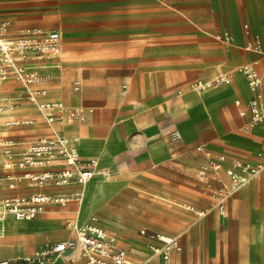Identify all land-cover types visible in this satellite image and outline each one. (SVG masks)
<instances>
[{
	"label": "crops",
	"instance_id": "obj_1",
	"mask_svg": "<svg viewBox=\"0 0 264 264\" xmlns=\"http://www.w3.org/2000/svg\"><path fill=\"white\" fill-rule=\"evenodd\" d=\"M118 1L121 5L128 6L132 12L146 13V24H139L142 26L141 29L146 32L152 31L156 12L164 18H170L172 12L170 8L177 10L178 24L176 26L193 33L195 46L192 51L197 56H206V62L196 59L189 64L196 65L197 68L201 66L207 75L216 70L228 72L232 76V81L229 83L231 85L213 89L204 96L193 94L190 92L191 90L180 95L181 97L175 96V90L169 89L170 85L166 78L175 65L170 64L164 58L161 60L154 58L151 51L137 54H105L104 57L99 58L98 62L83 61L82 68H73V66L81 64L74 57L65 61L68 76L70 77L72 73L81 76L85 80L87 90L93 89L89 77L93 74L95 67L106 71L120 70L126 79L130 76L134 82L131 89L124 91L116 89V81V84L111 87L102 88L99 86L96 89L98 96L94 99L88 96L87 90L83 91L84 83L81 79H75L81 81V89L78 91L73 88L75 80L72 83L73 91L68 88L66 90L59 88L60 83L57 82H54V87L49 88L52 81L62 79L63 68L59 73L57 72L58 74L54 73L56 71L43 70L42 72L52 74V78L38 84L48 89L45 98L62 99L70 106L83 105L94 108L93 111L87 112L85 121L73 122L81 123V130L74 129L67 135L74 139L84 158H100L98 161L100 171L83 187L81 200H71L66 204H48L44 213L50 212L49 215L22 219L23 222L10 224L9 219L7 230L0 234V258H15L30 254L49 241L70 237L71 231L67 226V221L71 219L65 222V226L61 225L67 217L73 218L79 223L88 222L95 217L97 223L118 236L119 241L128 248L130 256L135 255L133 257L135 259L145 258L150 253L147 246L148 240L141 233L144 228L178 237L182 249L173 253L170 264H203V259H196L195 254L205 251L206 242L209 241L206 237L217 238L220 231L224 245H230L237 240L240 244H245V249L246 245L253 241L254 243L251 244L255 248L261 249L262 245L263 248L264 198L257 202L256 199L264 196V171L235 190L237 191L235 195H233L234 192L229 195L224 213L227 211L228 205L232 206L230 207L232 211L224 217V228L219 229L217 211L221 212L218 209L217 200L209 193L207 181L198 175V168L205 159L212 157L209 156L210 152H215L216 154L213 155L215 157L219 153H226L228 155L226 165L235 156L251 161L259 160L257 153L264 148V121L259 123L260 126L255 133L254 127L245 131L244 126L248 117L243 116L240 112L239 121L243 123L244 132L235 131L222 125V117L226 114L218 113L216 121L212 120L214 136L211 138L209 146L202 142L197 144H201L204 150H197V145H194V141L198 137L196 129H193L191 124H194V120L202 114H208L205 109V104L208 103L206 98L210 101L209 107L211 104L217 109L225 107L226 112L224 113L236 112L237 107L240 111L247 107L251 96L247 80L241 70L237 71L238 75L235 73L241 65L254 60H258L259 68H263L264 54L247 48L235 47L231 42L247 44L255 36L261 37L264 41V0H193V18L185 13L190 10L182 0H170L177 5H172L167 0ZM71 5L66 0H0V21L8 20L18 24H27L37 19L36 23L40 25L36 26L47 29L56 28L60 31L63 49L64 35L62 31L67 38H73L79 33L78 26H68V20H61L57 27H48L49 23L46 17L48 14H51L52 17L59 16L61 13H69V10L73 8ZM68 16L70 17L69 14H65V17ZM165 22L161 26L162 34L150 36L151 42L168 41L171 25ZM129 24V22L123 24L121 22L119 26L116 25L117 28L108 30L106 34L117 37L118 35L133 36L134 29ZM225 31H227L226 38L229 42H226L224 35L222 36ZM142 38L146 37L142 36ZM128 40L126 42H132L130 41L131 37ZM206 40L208 42L204 44ZM180 51L185 50L181 48ZM61 52L55 57L40 60V70L47 68L45 65L62 64ZM181 64L185 67L186 60L183 63L181 61L180 65L176 67L175 71L178 73ZM12 81L19 82L13 79ZM123 87L126 88L127 85L123 84ZM14 94L3 95V104L5 103L4 96L12 97ZM194 95L201 101L195 105L197 113L189 123L184 121V115L178 114L176 119H179L178 123L180 122L179 125L182 126L183 131L186 130L185 136L183 137L180 128L174 127L181 131L182 139L171 141L167 131L174 124L173 111L180 106L183 98L192 97L196 102ZM171 96H175L173 101L170 100ZM134 97H138L140 103L134 104L131 100ZM234 97L236 99H233ZM238 99L241 100L240 104L236 102ZM169 108H173L172 116L167 111ZM28 118L39 120L41 114L38 111ZM56 122L51 126H41L37 123L34 125L43 130L41 135L52 134L57 132L55 130ZM184 123L185 125H183ZM81 132L87 135V139L90 138V142L96 148H102L99 156H93L89 150H83L82 146L77 144L73 134L77 135ZM261 136L263 137L261 138ZM14 141L16 150L21 151L26 148L22 145H25L26 142ZM105 149L107 150L104 151ZM0 150L2 151L1 148ZM0 169L3 171L6 187L13 191L2 198L30 193L41 188L28 180H23L15 187H10L7 179L4 178L6 170L2 167ZM219 176L220 180H211L212 187L230 184L225 167L220 171ZM78 188V185L71 184L44 189L67 193ZM255 193L261 195H255ZM59 205L66 206L55 208ZM240 208L245 224L243 223L244 225L240 228H234L231 224L236 216L235 210L238 211ZM246 219H248L247 223ZM132 239L141 240L146 245L148 252L134 251L130 247ZM243 252L247 251L243 250ZM176 257L177 259H175ZM248 257L249 255L244 253L242 264L247 263ZM159 260L162 263H158ZM13 264H19V262L13 261ZM53 264H86V262L78 247L56 257ZM148 264H167V262L161 256H156Z\"/></svg>",
	"mask_w": 264,
	"mask_h": 264
},
{
	"label": "built area",
	"instance_id": "obj_2",
	"mask_svg": "<svg viewBox=\"0 0 264 264\" xmlns=\"http://www.w3.org/2000/svg\"><path fill=\"white\" fill-rule=\"evenodd\" d=\"M246 48L264 54V41L261 37L255 36L248 41ZM61 49L62 35L56 28L27 26L15 35L0 33V79H13L26 85L25 95L20 91L12 97L4 96L5 103L0 110L5 106L16 105L25 97L37 106L41 114L39 120L26 118L11 120L9 124L37 123L41 126H51L57 120L73 123L85 121L87 112L94 110L93 107L70 106L62 99L44 97L48 94V89L38 84L52 78V74L42 72L39 61L59 55ZM259 63L258 60L249 61L240 67L251 93L247 107L240 111L243 116L248 117L244 126L245 131L264 121V67L259 68ZM231 81L230 73L219 71L211 79H198L193 85L201 89ZM73 88L75 91L80 90L81 81L75 80ZM236 102L240 104L241 100L238 99ZM168 136L171 141L182 139V133L178 128L170 129ZM15 144L16 142L10 138H0L2 149L0 167L6 170L4 178L10 187L28 180L41 188L30 193L2 198L0 221H3L7 214L19 219H32L43 213L48 204L79 201L82 199L83 187L100 171L97 161L84 158L74 139L64 133L41 135L21 151L16 150ZM196 148L204 150L201 144ZM260 156L257 161L235 156L226 165L228 155L219 153L216 157H209L201 163L198 175L207 181V189L216 198L221 213L226 210V201L230 194L264 171V150ZM224 167L229 175L230 184L212 187L211 180H220L219 173ZM71 184H76L79 188L67 193L44 189ZM67 226L71 231L70 237L46 243L30 254L0 258V264H13V261L19 264H53L56 257L78 247L86 264H148L156 256H161L170 264L173 253L182 249L177 236L144 228L141 233L148 240L150 253L145 258L135 259L130 256L128 248L119 241L118 236L97 223L95 217L84 223L71 219L67 221Z\"/></svg>",
	"mask_w": 264,
	"mask_h": 264
},
{
	"label": "rangeland",
	"instance_id": "obj_3",
	"mask_svg": "<svg viewBox=\"0 0 264 264\" xmlns=\"http://www.w3.org/2000/svg\"><path fill=\"white\" fill-rule=\"evenodd\" d=\"M167 1L172 5H177V3L173 1L170 0ZM182 1L184 5H188V8L190 10L189 12L185 11V13H187L189 16L193 18V0H182ZM66 2L72 4L71 6L73 7L71 10H69V13H61L59 16H52V17L51 14H48L46 17V20L49 23L48 27H57L59 21L68 20L67 23L68 26L77 25L79 28L78 35L73 38H67L65 36L64 31H62L64 35L63 38L64 47L61 52L62 59L64 61L63 63H66L65 61L74 57L76 61L80 62L81 64L73 66V68H79V67L82 68L83 61L85 62L88 60H92L93 62H98L99 58L104 57L105 54H114V53L137 54L143 51H151V54H153L154 58L159 60L164 58L170 64L175 65L172 68V72L170 73V75H167L166 77L170 85L169 89L175 90L176 93L175 96L178 95L180 96L188 90H191L190 92L198 96L200 95L204 96L207 95L206 93H209L213 89L223 88L231 85V84L219 85L215 87L211 85L212 87L209 90L205 92L199 91L197 93L198 90L195 89L196 87H194L193 85L194 82L198 79H211L216 73H218V70L214 71L210 75H207L205 73V69L201 68V66L197 68L198 66L196 65L192 66L189 64L191 62H194L196 59H201V61L206 62L205 60L206 56L203 57L197 56L192 51V48L195 46V39L193 37L194 34L189 32V30H185L184 28H179L176 26L178 24L177 21L178 12L174 8H170L172 11L170 18H164L161 14L156 12L154 17L155 18L154 25L152 26V31L146 32L145 30L141 29L142 26L139 25L140 23L146 24L147 22L146 13L143 12L142 14H140L137 12H132V10L128 6L121 5L120 1L118 0H66ZM162 5L165 8H168L164 4ZM139 11L141 12V10ZM65 14H69L70 17L69 16L65 17ZM183 18L186 19L184 16ZM36 21L37 19L34 20V22L32 23L18 24L14 21L3 20L0 21V33H8L10 35L18 34L22 28L28 25L30 26L40 25L36 23ZM164 21H166L165 23H170L171 25L170 38L168 39V41L159 40L157 42L154 41V43L151 42L152 38L150 36H159L162 34L161 26L163 25ZM121 22L122 24L124 22H129L130 23L129 25H132V28L134 29V34H132L133 36L130 35H118V37L107 36L106 34L108 33L107 31L117 28V26H119ZM149 22L151 23L152 21ZM223 35L225 36L226 42H229V40L226 38L227 31H225L224 34H222V36ZM142 36H145L146 38H142ZM130 37H131L130 41L132 42H126L129 41L128 38ZM206 42H208V40L204 41V44ZM231 44L239 48H246L247 46V44H243V43L239 44L232 42ZM181 48H183L185 51L181 52L180 51ZM184 60H186L187 64L185 67L183 66V64H181L178 73V71H175V69L177 66L180 65V62L182 61L183 63ZM46 69L51 71H56L54 72L55 74H58L61 71V67L55 66L53 64L51 65V67ZM94 69L95 70L92 72L93 74L89 77L93 89L87 90L85 88V80L81 76H77L75 74L73 75L72 73L71 76L69 77L67 68L65 66L63 67L62 79L52 81L49 88L54 87L53 85L54 82H57L60 83V85H58L59 88H62L63 90H66L67 88L69 90H72L73 81L75 79H81L84 83L83 91L87 90L86 92L88 96L94 99L98 96V93H96V91L98 92V90L96 89L99 86H101L102 88L106 86L111 87V85H114L117 82L116 89L122 91L131 89L134 86V82H132L131 77L129 76L128 79H126V77L123 75V72L120 70L110 69L106 71L101 68L98 69L97 67H95ZM43 70L45 69L42 68L41 71ZM237 71L240 70L239 69L236 70L235 73L236 75H238ZM12 83H14L12 79H7V80L0 79V107L3 105V101H2L3 95L12 94V93L19 94L20 91L22 95L26 94V92L24 91L26 87L25 83L23 82H17L14 84ZM7 84H10V86L6 87ZM123 84H126L127 87L124 88ZM175 96H171L170 100L173 101L175 99L174 98ZM195 98H197V100L200 101L199 97H195ZM233 99H236V97H234ZM184 101L185 102L183 104H185V106L183 107V109H181L178 112V114L184 115V121L189 123L193 119V117H195L194 115H196L197 113V111H195V105L197 101L194 102L190 98H184ZM206 102L208 103L205 104L206 105L205 109L208 112V114L206 115L202 114V116H199L197 119L194 120L195 121L194 124H191V127L193 129H196L197 137H198L194 141L195 143L194 145H197L198 142L199 143L202 142L203 144L209 146L210 144L209 142L212 140L211 138L214 136L213 121H216L218 117V113L226 114V116L222 117L221 120L222 125H224L225 128H230L235 131L244 132L243 123L239 121V118L241 116H240V109L238 107L236 112L231 113L230 111H228L227 113H224L226 112L225 107H223V109H217V107H214L212 104L209 107L208 105L210 101L206 100ZM78 106H82V105H78ZM6 111H10V113L5 116H1L3 112ZM38 111L39 110L37 106L30 103L29 100H27L25 97L21 98L18 104L14 105L13 107L11 106L2 107V109L0 110V124L1 123L5 124L6 129H0V138H10V139L13 138L14 140H19L20 143H22L21 141L26 142L25 145L22 144L23 147H27L30 144H32L35 140L39 138V136H41L43 130L38 128L34 124L31 125H26L24 123L9 124V121L26 119L31 115L36 114ZM167 111L169 112V115L172 116L173 108H169L167 109ZM177 116H175L173 119L174 124L171 127V129L174 127L180 128L184 137L185 136L184 132H186V130L183 131V129L181 128L182 126L179 125L180 122L178 123L179 119H176ZM183 125H185V123ZM259 126L260 124L257 125L255 132L258 130ZM168 134L169 131H167V135ZM110 137L112 138L113 136ZM262 137L263 136H261V138ZM263 150L264 148L257 153V157L259 158L261 157L260 154ZM215 154H216L215 152H210L209 156H212L210 158L215 157L213 156ZM12 192L13 191L11 189L6 187L5 180L3 179V171L0 169V198ZM236 192L237 191H234L233 195H235ZM255 195H261V194L255 193ZM262 198H264V196L259 199H256V202L262 201L263 200ZM65 206L66 205H59L55 208H61ZM230 207L232 206L228 205V209L225 213L224 212L219 213L217 211V214L219 216V222H218L219 229L224 228V217L230 211H232V208ZM49 214L50 212H46V213L43 212L40 213L38 216L49 215ZM235 214L236 216L231 226L234 228L237 227L240 228V226H243L245 224V219L243 218L244 215L242 209L240 208L238 211L235 210ZM68 219L74 220L73 218L67 217L62 221L61 225L65 226V222ZM247 222L248 219H246V223ZM206 238L209 239V241L206 242L207 245L205 246L206 248L205 251L201 253L200 252L197 253L198 255L195 254L196 259H200V258L201 260L203 259V264H242L244 253L249 255L248 257L249 260L247 261L248 264H264V247L262 248L263 245L261 246V249H258L255 248L253 244H251L254 243L253 241H251V243L249 245L247 244L244 249L245 244L242 245L237 240L230 245H224L222 243L223 241L221 240V231L220 233L218 232L217 238L214 236L212 237L208 236ZM53 241H49L47 243H52ZM130 247L137 252H148L146 245L141 240L138 239H132L130 243ZM243 250L247 252H243ZM132 256L135 257V255L133 254ZM175 259H177V257ZM157 262L162 263V261L160 260Z\"/></svg>",
	"mask_w": 264,
	"mask_h": 264
},
{
	"label": "bare ground",
	"instance_id": "obj_4",
	"mask_svg": "<svg viewBox=\"0 0 264 264\" xmlns=\"http://www.w3.org/2000/svg\"><path fill=\"white\" fill-rule=\"evenodd\" d=\"M72 37V36H71ZM232 43V42H231ZM75 46V45H74ZM73 46V47H74ZM64 47V46H63ZM67 47H69V46H67ZM63 49H61V51H62ZM66 53V52H65ZM64 53V54H65ZM64 61H62V64H59V65H56V66H59V67H61V69L64 67V66H66V63H63ZM47 63V62H46ZM45 64V63H44ZM55 65V64H54ZM47 68H49V67H51V65L49 64V65H45ZM44 67V66H43ZM43 69H46V68H43ZM240 70V69H239ZM230 83V82H229ZM229 83H225V82H223V83H219V84H214L215 86L217 85V86H219V85H228ZM213 85V86H214ZM10 86V84H7L6 85V87H9ZM214 86V87H215ZM210 87V86H209ZM196 90H198V91H201V92H204V91H206L207 89H209L208 87H205V88H201V89H198V88H195ZM205 89V90H204ZM198 93V92H197ZM179 96V95H178ZM78 97V96H77ZM181 97V96H180ZM191 100H193L194 101V98H190ZM132 101H133V103L134 104H138V103H140V100H139V98H136V97H134V98H132L131 99ZM178 100V99H177ZM205 100H208V98H206ZM186 101V100H185ZM184 98L182 99V101L180 102V106H178V108L173 112V118L175 117V116H177V114H178V112L181 110V109H183V107L185 106V104H183L184 102ZM196 101L198 102V100H197V98H196ZM192 102V101H191ZM195 102V101H194ZM192 104H194V103H192ZM194 110V109H193ZM190 111V110H189ZM10 113V111H6V112H3V114L1 115V116H5V115H7V114H9ZM192 113V112H191ZM64 121H62V120H57V122H56V124H55V130L58 132V133H66V134H69V133H72L71 131L72 130H74V129H80L81 128V123H63ZM257 124H259V122L258 123H256L253 127H254V133H255V129L257 128ZM50 128V127H49ZM0 129H6V125L5 124H3V123H1L0 124ZM48 129V128H47ZM50 130V129H49ZM81 130V129H80ZM53 132H54V130H53ZM74 135V137H75V139H76V141H77V144L79 145H81L82 146V148H83V150H89L92 154H93V156H99L100 154V152L102 151V148L100 149L99 147L98 148H96L95 146H94V144L92 143V142H90V138L89 139H87L88 137H87V135L85 134V133H83V132H81V133H79V134H73ZM95 145H96V143H95ZM104 149V148H103ZM101 150V151H100ZM107 149H105L104 151H106ZM94 159L97 161V163H98V161H99V159L98 158H96V157H94ZM261 173V172H260ZM230 183V182H229ZM91 185V184H90ZM226 185V184H225ZM89 189V188H88ZM91 189V188H90ZM89 189V190H90ZM94 194V193H93ZM95 195V194H94ZM88 201H90V200H88ZM0 204H1V201H0ZM80 207V206H79ZM10 219V220H9ZM8 220H9V223L10 224H15V223H18V222H21V221H24V220H22V219H19V218H16V217H14L13 215H11V214H7V215H5V217H4V220L3 221H0V228H1V230H2V232H5L6 230H7V222H8ZM26 224V223H25ZM27 225V224H26ZM21 227V226H20ZM263 232H264V228H263ZM261 233V232H260ZM263 237V236H262ZM131 242V241H130ZM133 245V244H132ZM136 246V245H135ZM134 248V247H133Z\"/></svg>",
	"mask_w": 264,
	"mask_h": 264
}]
</instances>
